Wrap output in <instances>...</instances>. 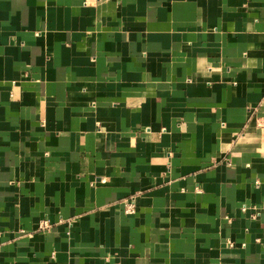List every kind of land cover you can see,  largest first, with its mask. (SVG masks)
<instances>
[{
  "label": "crops",
  "instance_id": "0c3cea01",
  "mask_svg": "<svg viewBox=\"0 0 264 264\" xmlns=\"http://www.w3.org/2000/svg\"><path fill=\"white\" fill-rule=\"evenodd\" d=\"M0 264H264V0H0Z\"/></svg>",
  "mask_w": 264,
  "mask_h": 264
},
{
  "label": "built area",
  "instance_id": "2783aa9c",
  "mask_svg": "<svg viewBox=\"0 0 264 264\" xmlns=\"http://www.w3.org/2000/svg\"><path fill=\"white\" fill-rule=\"evenodd\" d=\"M121 210L124 214H133L135 212V196L130 195L120 201ZM47 220H42L38 226L39 229H47L49 227ZM228 244H230L228 242Z\"/></svg>",
  "mask_w": 264,
  "mask_h": 264
}]
</instances>
